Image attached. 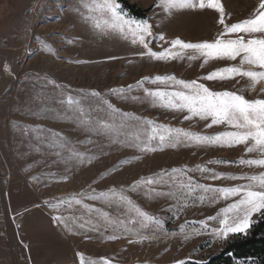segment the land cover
Returning a JSON list of instances; mask_svg holds the SVG:
<instances>
[{
    "label": "rangeland",
    "instance_id": "374dc122",
    "mask_svg": "<svg viewBox=\"0 0 264 264\" xmlns=\"http://www.w3.org/2000/svg\"><path fill=\"white\" fill-rule=\"evenodd\" d=\"M126 1L135 5V9H150L143 16H136L118 0L130 16L149 19L153 34L162 33L168 41L176 37L190 42L210 40L221 29L219 14L214 9H185L169 16L156 7L158 0ZM259 2L222 0L226 13L230 14L227 22L248 18ZM78 7H81L79 0H0V264H80V253L86 264L92 261L100 264L101 258L110 259L112 264H176L180 260L187 264H208L231 240L248 235L263 216H253L254 223L247 234H229L221 238L202 231L193 236L198 224L188 222L216 215L232 201L189 202V206L178 212L177 201L153 197L144 188L132 191L131 186L162 169L187 166L193 169L190 175L200 183L231 187L247 181L203 179L201 173L195 171L196 167L207 164L218 173L260 175L264 168L208 162L256 159L262 158L261 154L247 153L244 145L230 148L181 145L141 153L135 148L112 143L106 136L85 131L59 101L69 94L79 96L81 90L84 94L98 91L124 112L212 135L229 129L224 125L207 128L205 121H185L184 113L153 107L144 98L142 89L125 93L127 99L110 90L127 88L143 77L156 75L175 74L180 79H197L237 62L209 61L201 67L200 59L163 62L141 57L138 55L143 51L141 46L95 32L75 11ZM162 43L152 40L150 46L159 51ZM202 82L213 90L238 91L248 99L264 98V83L252 90L248 78ZM145 87L157 85L146 83ZM88 101L95 104L94 98L86 97V109ZM97 115L106 117L104 112L92 113L93 117ZM52 133L61 134L67 145L85 153V162L69 159L67 148L50 147L48 141ZM89 140L92 143H88ZM88 158L91 163L87 162ZM112 188L122 190L141 209L162 218L164 231L157 233L156 239L130 244L129 240L135 237L124 235L120 239H108L120 233L103 225L102 221L99 231L80 229L71 222L69 231L53 219L63 215L84 220L91 218L95 223L97 214H89L80 205H64L58 209L48 205L79 197L81 193L90 195L93 189L99 193ZM83 203L102 208L114 218L126 219L123 206L87 199ZM209 225L219 227L215 221H210ZM181 226L184 233L180 232ZM153 227L141 231L151 235ZM229 264L259 263L253 258L234 257Z\"/></svg>",
    "mask_w": 264,
    "mask_h": 264
},
{
    "label": "snow or ice",
    "instance_id": "6c2138e0",
    "mask_svg": "<svg viewBox=\"0 0 264 264\" xmlns=\"http://www.w3.org/2000/svg\"><path fill=\"white\" fill-rule=\"evenodd\" d=\"M81 7L75 9L86 23L101 36H117L128 40L131 44L139 45L143 51L138 53L141 57H149L156 61H176L187 58L189 61L202 60L201 67L209 61L237 62L226 67H219L197 79L185 80L177 78L175 74L143 77L134 85L110 90L113 94L128 97L125 93L134 89H142L144 98L153 106L172 112L184 113L185 121L198 119L205 121L207 128L224 125L229 130L212 135L194 132L182 127H173L158 123L155 120L130 114L116 108L103 94L92 91L84 94L81 90L79 96L71 94L62 98L59 103L70 110L78 124L87 132L106 136L112 143L137 149L141 153L163 151L167 147H235L244 145L247 153H260L262 158L239 159L237 161H209L208 164L227 163L248 167L264 168V98L248 99L238 91L213 90L202 81H228L236 77L248 78L250 88L255 90L258 84L264 83V0H260L258 8L248 17L238 22L228 23L230 14L226 13L222 0H158L156 7L171 16L181 10L214 9L218 14L220 31L213 39L199 42H190L176 37L166 40L164 34L155 36L153 25L149 19H137L124 11L118 0H79ZM81 8L84 11H81ZM152 40L163 42L162 50L154 51L150 46ZM167 44V47H164ZM45 47H48L45 45ZM109 59H115L110 57ZM54 83V81H49ZM157 85L147 88L145 84ZM58 87V86H57ZM86 97H92L95 104ZM139 100L140 97H132ZM104 112L105 116H92V113ZM39 131H43L40 129ZM27 130H25V133ZM50 147L67 148L69 159L84 163L86 154L78 152L74 147L66 144L64 137L59 133H52L48 141ZM88 143H92L91 140ZM59 155V153H57ZM139 159V157H136ZM91 163V159H87ZM195 171L201 173L203 179L218 180H245L247 183L231 187L213 186L198 182L192 175V168L187 166L162 169L160 172L142 178L131 186L132 191L144 188L151 196L169 198L178 202L177 211L189 206V202L216 203L219 200H231L227 207L221 209L216 215L208 216L204 220L188 222L198 224L192 235L197 236L207 231L215 237L227 238L229 234H247L254 223L253 216H264V173L260 175H229L218 173L207 164L199 165ZM67 179V177H64ZM102 201L106 204H116L125 209L126 219L114 218L102 208L83 201ZM82 206L89 214L96 213V222L89 218L65 217L56 215L53 219L58 225L69 228V223L80 229L99 231L101 221L105 226H111L120 235L108 236L110 240L132 236L129 243H142L145 240L157 238V233L165 229V221L141 209L122 190L116 188L97 193L95 189L90 195L61 199L50 203L52 209L61 206ZM77 221H79L77 223ZM210 221L218 222V228H211ZM138 225L139 227H133ZM154 226L151 235L142 233V229ZM107 230V228H105ZM180 232L184 233L181 226ZM167 234V233H166ZM174 235V233H173ZM185 239L188 235L185 233ZM80 264H86L84 255L78 254ZM91 264H97L92 261ZM100 264H112L108 258H101ZM176 264H187L180 260Z\"/></svg>",
    "mask_w": 264,
    "mask_h": 264
},
{
    "label": "trees",
    "instance_id": "16d2710c",
    "mask_svg": "<svg viewBox=\"0 0 264 264\" xmlns=\"http://www.w3.org/2000/svg\"><path fill=\"white\" fill-rule=\"evenodd\" d=\"M123 6L136 16H143L150 9H135V5L126 0H119ZM233 254V256L229 254ZM253 258L264 264V216L251 228L246 236H238L231 240L223 252L212 258L208 264H229L233 258Z\"/></svg>",
    "mask_w": 264,
    "mask_h": 264
}]
</instances>
